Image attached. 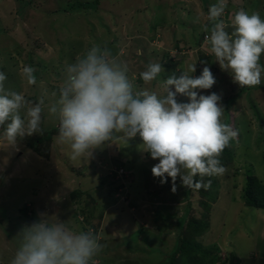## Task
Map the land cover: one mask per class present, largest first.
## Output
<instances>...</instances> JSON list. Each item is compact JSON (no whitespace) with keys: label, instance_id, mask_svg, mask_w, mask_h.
<instances>
[{"label":"rangeland","instance_id":"374dc122","mask_svg":"<svg viewBox=\"0 0 264 264\" xmlns=\"http://www.w3.org/2000/svg\"><path fill=\"white\" fill-rule=\"evenodd\" d=\"M216 2L0 0V72L7 77L5 88L23 93L33 102L43 98L41 128L49 133L54 126L59 127V121L48 112L57 98L48 97L46 79L55 78L61 86L66 65L93 45H99L128 63L134 91L145 87L158 93L163 91L159 79L144 85L139 78V72L149 63H161L165 70L161 79H166L173 72L177 76L186 72L193 63L196 71L192 75L199 76L205 66L201 61L210 62L215 65L208 67L216 83L211 89L201 90V94H221L224 105L227 89L223 88L233 82L231 73L220 69L208 51L207 42L204 46L188 47L200 43L203 32H210L205 31L206 25L211 27L207 14ZM241 8L258 12L264 19V0H228L226 11L230 15L224 13L222 19L229 25L226 28L229 33L233 31L232 14ZM156 32L163 38L157 39ZM172 35L177 41L182 40L176 48L169 39ZM259 62L264 67V53ZM23 65L35 69V85H28L22 78ZM39 70L44 74L40 75ZM244 96L245 93L232 97L229 103L233 108L229 114L238 112L231 117L236 116L232 127L238 132L237 139L230 142L234 145L235 159L232 167L225 166L223 175L214 176L218 189H204L206 198L212 191L218 194V199L208 202L209 215L204 211L210 227L202 236L180 223L186 215L202 217L199 202L205 201V196L201 192L194 196L191 189L181 186L179 178L175 192L171 191V178L161 185L151 173L158 160L140 151L138 136L128 145L116 141L95 149L89 161H73L69 158L70 147L57 142L58 134L52 137L48 158H43L25 147L35 134L11 148L0 128V264H10L21 242L18 233L38 220V213L55 214L69 227L84 231L91 223L85 225L76 219L79 208L86 221L98 217L99 233L105 239L100 242L103 248L94 258L95 264H167L179 238L200 245L197 249L200 256L217 245L221 259L233 255L239 264H264V211L245 206L240 198L245 168H251L264 182V74L262 83L249 88ZM177 98L187 102L186 97ZM227 116L224 109L222 120ZM115 167H123L122 173ZM100 175H107L105 184L101 185ZM122 182L127 184L118 197L114 190L109 193ZM232 184L237 187L234 189ZM75 191L84 194L75 198ZM45 218L55 220V216Z\"/></svg>","mask_w":264,"mask_h":264},{"label":"clouds","instance_id":"9594fccd","mask_svg":"<svg viewBox=\"0 0 264 264\" xmlns=\"http://www.w3.org/2000/svg\"><path fill=\"white\" fill-rule=\"evenodd\" d=\"M227 6L228 0H217L209 7L211 27L206 25L205 31L210 35L207 40V35L203 36L201 46L207 42L215 62L222 71L231 73L238 86H258L264 74L259 62L264 53V19L258 12L241 8L232 14L230 34L226 30L229 25L222 19ZM201 63L205 66L199 76L192 75L196 71L193 63L186 72L179 76L173 72L166 79H161L165 71L161 63H149L139 78L144 85L159 79L163 91L147 87L134 91L128 63L113 56L107 47L93 45L66 65L58 99L48 108L59 121L57 142L70 147L71 160L89 161L95 149L116 141L128 145L138 136L140 151L158 160L151 173L161 185L171 178V191L175 192L179 178L185 188L210 187L211 181L205 183L203 178L226 172L220 156L238 132L222 122V95L201 94L216 83L210 68ZM34 72L32 66L21 67L20 74L28 85L37 83ZM6 79L0 72V128L9 146L15 148L19 140L43 132L45 105L43 98L33 102L23 93L6 89ZM178 96L186 97L187 102L179 101ZM46 216H55V220ZM77 220L84 221L80 216ZM96 227L79 231L55 214L38 213V220L18 233L21 242L10 264H95L94 258L103 248Z\"/></svg>","mask_w":264,"mask_h":264},{"label":"trees","instance_id":"16d2710c","mask_svg":"<svg viewBox=\"0 0 264 264\" xmlns=\"http://www.w3.org/2000/svg\"><path fill=\"white\" fill-rule=\"evenodd\" d=\"M230 12L227 10V13ZM229 14V13H228ZM169 31V29H168ZM157 36L160 35L159 32H156ZM231 34V33H230ZM210 35V32L206 33L203 32V35ZM175 35L170 36V40L172 42H175L173 44L174 48L177 47V44L179 41H182L181 39L179 41H177ZM163 36H158L157 39H162ZM203 40L204 37L202 38L201 42H194V44L189 45L188 47H200V45L203 44ZM205 61V60H204ZM207 66L209 67H214L215 65H211L210 62H206ZM38 67V66H37ZM45 67V66H44ZM40 71V70H39ZM40 75L44 74L43 70H41ZM230 73V72H229ZM232 79V78H231ZM46 84L49 87L47 89V94L48 97L50 96H54L58 99L59 96V82L58 80H56L55 78H53L52 80H48L46 79ZM227 87V88H226ZM226 87H224L223 89H227V97H225V102H224V109L226 111V113L228 114L227 118L225 120H222L223 123L225 124H229V125H233V123L236 121V116L235 118H231L232 115H237L238 112L234 113V114H229L231 111H233V108H230V100L232 99V97H237L240 94L245 93V96L243 98L246 97V93L249 90V87H240L238 86L236 83L232 82V83H226ZM222 89V87H220ZM55 93V95H54ZM34 99V98H33ZM179 101L180 98H177ZM32 100V99H31ZM182 102H186L185 100H183ZM231 109V110H230ZM255 115L256 111L254 112ZM58 134V127L54 126V128L49 131V133H47V131H43L40 134H37L35 136H33L32 138L27 140V144H25V147L32 150L34 153H36L38 156H41L43 158H48V149L49 146L51 144L52 141V137ZM237 139V138H236ZM234 141V140H233ZM232 142V141H230ZM45 148H46V152H45ZM45 152V154H44ZM235 149H234V145L232 143L229 144L228 147H226L223 151V153L220 156V160L221 162H226L227 164H223V166H231L233 164V161L235 159ZM115 169L120 170L121 167H116ZM238 170L236 169L234 174L236 175L238 172ZM116 174V172H114V175ZM245 177H244V184L241 187V199L243 201V204L247 207L250 208H254V209H260L264 211V182L261 181L260 179L257 178L256 175L253 174V170L251 168H245ZM107 175L103 176L101 180V185L105 184L107 182L106 177ZM237 177V175H236ZM195 179L199 180L200 177L197 176ZM204 182L207 183L209 180L211 181V186L207 188H217L218 189V180H216L214 177H204L203 178ZM123 185L122 184H116L115 187L111 188L109 191V193H111L112 190H114V193L117 194V191L119 188H121ZM232 187L235 189L237 187L236 184H232ZM204 189L205 188H200V189H191L192 192H194V196H198V194L201 192L203 196H205L204 194ZM190 190V189H189ZM75 193H77V191H75ZM75 193L73 194V196L75 198L82 196L84 193H81V191H79V193H77V195L75 196ZM71 197V196H70ZM72 198V197H71ZM213 198V200H212ZM205 201H201L199 202V205H202L203 210L201 213L200 218H196L193 215H189V216H185L181 219V223L184 227L189 225L188 227L192 228L193 231H197L200 233V236H202L206 231L209 230L210 227V219H205V210H207V213L209 215V201L212 202H216L218 199V194H216L215 192L212 193V191H210V197L206 198L205 196ZM77 215L76 214V219H77ZM85 219V218H84ZM86 221V219L84 220ZM97 229V227L95 226V230ZM179 242H178V246L176 247V250L174 252H172L168 258H167V264H239L238 260L235 258V256H229L228 259H221L220 254H221V250L219 249V247L213 246L211 247V251L208 254H202V256L198 255V247H201L200 245L190 242L184 238H179ZM188 257L190 259H188Z\"/></svg>","mask_w":264,"mask_h":264},{"label":"crops","instance_id":"0c3cea01","mask_svg":"<svg viewBox=\"0 0 264 264\" xmlns=\"http://www.w3.org/2000/svg\"><path fill=\"white\" fill-rule=\"evenodd\" d=\"M129 178H131V177L129 176ZM134 179H135V178H134ZM133 181H134V180H133ZM76 214H78V215H77V219H78V216H80L82 219L85 218V214L82 212V209H81V208H79V209L77 210V213H76ZM97 219H98V217L94 216V218H92V220L90 219L89 221H85V223H84V221L82 220L81 223H84L85 225H86V223H91L90 226H89V228H91V229H95V226L98 224V222H96ZM84 220H85V219H84ZM94 224H95V225H94ZM87 229H88V227L83 228V230H87ZM98 229H100V228H98ZM100 233H101V231H100ZM100 233L98 234V237L100 238L99 242H101V241H105V239H103V237L100 235Z\"/></svg>","mask_w":264,"mask_h":264},{"label":"built area","instance_id":"2783aa9c","mask_svg":"<svg viewBox=\"0 0 264 264\" xmlns=\"http://www.w3.org/2000/svg\"><path fill=\"white\" fill-rule=\"evenodd\" d=\"M207 37H208V36H205V39H206ZM206 40H207V39H206ZM119 171L122 173V171H123V170H122V169H120Z\"/></svg>","mask_w":264,"mask_h":264}]
</instances>
